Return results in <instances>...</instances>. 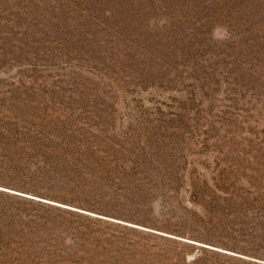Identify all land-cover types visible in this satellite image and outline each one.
Returning a JSON list of instances; mask_svg holds the SVG:
<instances>
[{
	"label": "rangeland",
	"instance_id": "rangeland-1",
	"mask_svg": "<svg viewBox=\"0 0 264 264\" xmlns=\"http://www.w3.org/2000/svg\"><path fill=\"white\" fill-rule=\"evenodd\" d=\"M85 1L100 30L68 2L48 45L57 57L27 78L0 72L23 90L15 99L0 84V107L7 97L6 107L77 114L80 126L106 133L102 144L145 154L113 159L121 174L105 191L120 204L105 205L179 244L98 229L115 241L73 248L68 218L58 227L54 212L27 207L16 246L38 257L75 252L83 264H263L264 0Z\"/></svg>",
	"mask_w": 264,
	"mask_h": 264
},
{
	"label": "trees",
	"instance_id": "trees-1",
	"mask_svg": "<svg viewBox=\"0 0 264 264\" xmlns=\"http://www.w3.org/2000/svg\"><path fill=\"white\" fill-rule=\"evenodd\" d=\"M80 1L84 0H67L65 6L64 1L60 0H0V72L8 75L15 69L19 77L27 78L31 72L39 73L37 67L41 62H48V59L57 57V50L54 52L48 45L51 44V36L58 37L61 28H64L62 18L66 17L67 9L70 10L68 2L76 8L75 14L84 18L83 26L98 32L100 26L95 22V16L89 14V18L86 17V11L81 8ZM86 1L106 7H110L111 2ZM27 67H30L31 71H26ZM0 84L9 86L8 92L15 99L23 94V90L14 83L10 85L6 80H2ZM1 103L0 188L36 196L57 205L0 191V264H83L84 257H79L75 252L65 251L64 256L38 257L16 246L15 240L19 237L17 228L21 223V220L17 221L21 219L18 216L19 211L27 207L54 212L58 216V227H62L61 221L68 218L63 227L67 229V236L74 244L71 246L73 248L77 246L78 249H84L91 241L114 242L129 240L130 237H139L140 240L160 238L174 245L179 244L177 239L83 214L88 212L133 223V226L139 225V219H134L136 217L120 215L124 214L120 212L112 214L111 211L117 210L105 204L117 206L120 202L108 196L105 187L115 184L116 178L121 174L117 170L121 166L113 159H126L133 155L145 158V154L139 155L113 144H102L103 138L107 137L106 133L90 131L80 126L77 121L81 119L77 114L68 113L61 116L52 114L51 111H40L39 108H25L26 105L24 108L19 105L6 107L9 104L7 97L1 100ZM143 168L150 169L147 165ZM154 169L159 171V168ZM236 195L244 199L242 194ZM98 229H111L122 235H111L115 240H109L105 233H100ZM124 231L127 233L124 234ZM76 236L78 239H75ZM225 257L239 264H257L241 257ZM201 262L200 258L195 257L191 263L202 264Z\"/></svg>",
	"mask_w": 264,
	"mask_h": 264
},
{
	"label": "water",
	"instance_id": "water-1",
	"mask_svg": "<svg viewBox=\"0 0 264 264\" xmlns=\"http://www.w3.org/2000/svg\"><path fill=\"white\" fill-rule=\"evenodd\" d=\"M0 191L11 192V191H7L6 189H3V188H0ZM15 194H18V196H21V197H25V198H29V199H33V200H38V202L47 203V204H51V205H57L55 202H49V201H46V200H42V199H39L38 197H35V196L23 195V194L18 193V192H16ZM80 213H82V212H80ZM83 214L91 215V216H94V217H99V219H103V220H109V221H112V222H117L120 225H127V224H125L123 222H119L117 220H112L110 218L102 217V216H99L97 214L88 213V212H83ZM127 226L135 227V228H138V229L143 230V231H149V230H146V229H142L140 226L139 227L138 226H133V225H127ZM154 233L160 234L159 232H154ZM160 235H162V234H160ZM162 236H165V235H162ZM171 238L178 239L177 237H171ZM226 254H229V253H226ZM231 255H235V254H231ZM241 258L246 259L245 257H241ZM255 261L256 262H261V261H258V260H255Z\"/></svg>",
	"mask_w": 264,
	"mask_h": 264
}]
</instances>
